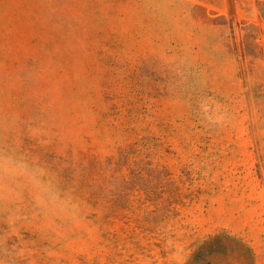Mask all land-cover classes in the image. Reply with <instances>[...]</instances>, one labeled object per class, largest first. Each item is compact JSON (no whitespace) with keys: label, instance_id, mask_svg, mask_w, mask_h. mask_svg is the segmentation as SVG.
<instances>
[{"label":"rangeland","instance_id":"374dc122","mask_svg":"<svg viewBox=\"0 0 264 264\" xmlns=\"http://www.w3.org/2000/svg\"><path fill=\"white\" fill-rule=\"evenodd\" d=\"M0 264H264V0H0Z\"/></svg>","mask_w":264,"mask_h":264}]
</instances>
